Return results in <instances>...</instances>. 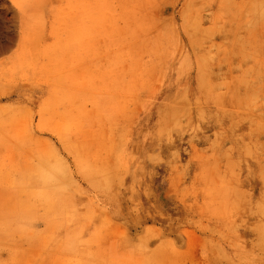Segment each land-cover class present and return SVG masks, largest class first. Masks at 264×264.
Here are the masks:
<instances>
[{
  "label": "rangeland",
  "instance_id": "rangeland-1",
  "mask_svg": "<svg viewBox=\"0 0 264 264\" xmlns=\"http://www.w3.org/2000/svg\"><path fill=\"white\" fill-rule=\"evenodd\" d=\"M0 264H264V0H0Z\"/></svg>",
  "mask_w": 264,
  "mask_h": 264
},
{
  "label": "bare ground",
  "instance_id": "bare-ground-1",
  "mask_svg": "<svg viewBox=\"0 0 264 264\" xmlns=\"http://www.w3.org/2000/svg\"><path fill=\"white\" fill-rule=\"evenodd\" d=\"M59 168V167H58ZM55 169V168H54ZM57 170H59V169H57ZM56 169H55V171H56V173L58 172L59 173V171H57ZM52 172V171H51ZM49 173V172H48ZM50 174V173H49ZM49 174H48V176H49ZM53 175V174H52ZM51 175V176H52ZM58 175V174H57ZM47 175H46V173H41L40 174V178H39V180H38V182H36V183H34V182H32L31 180H29V183H30V185L28 184V183H25V189H27L28 191H29V202H37L38 201V197H36V198H34L32 195H31V192H32V194L33 195H35V196H38L39 195V193L37 192V189L35 188V185L37 184V183H39V184H41V185H46V186H48L49 188H52L53 186H55L53 183H50L51 182V180L50 179H47L48 178V176L46 177ZM55 176V175H54ZM51 178V177H50ZM34 180V179H33ZM48 180H50V182L48 181ZM52 180H54L55 181V179H52ZM34 181H36V180H34ZM55 183H57V181H55ZM54 190V189H53ZM52 208H53V205L51 206ZM51 209V208H50ZM54 209H56V207L54 208ZM54 209H52V210H54ZM59 210V209H58Z\"/></svg>",
  "mask_w": 264,
  "mask_h": 264
}]
</instances>
